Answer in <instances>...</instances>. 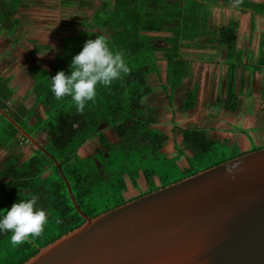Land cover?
<instances>
[{
    "label": "trees",
    "instance_id": "trees-1",
    "mask_svg": "<svg viewBox=\"0 0 264 264\" xmlns=\"http://www.w3.org/2000/svg\"><path fill=\"white\" fill-rule=\"evenodd\" d=\"M187 2L189 0H116L113 12L108 14L110 1H105L84 23L78 24V32L66 39L64 51L58 55L53 65L49 66L45 60L38 61L30 70L36 81L31 93L48 108V115L46 118L37 117L33 129H29L21 119L27 117V109L20 108L15 119L34 137L45 139L42 145L60 162L77 202L89 216H96L143 195L144 192L129 198L126 195L132 189L130 183L134 188H139L140 184L145 186L140 172L149 185L147 192H150L157 189L155 177L162 182L160 187L168 185L174 181L170 180L171 174H179L175 178L178 181L198 172L191 168L194 167L193 160L198 162L213 153L218 154L215 140L207 132L197 128H180L187 136L186 145L194 157L190 156L192 158L189 159L186 154L178 153L177 157L185 156L189 160L188 168L182 173L183 170L177 163L179 159L172 157L170 159L174 160L170 162L160 158L171 136L155 127L143 115L144 101L154 93L150 76L159 72L157 52H164L168 62L166 77L172 88L179 89L191 74L193 64L191 59L181 53L186 41L205 34L213 35L227 47L228 52L236 50L238 30L235 24L209 29L206 27L207 16L198 18L195 14L200 12L198 7L192 11L193 8ZM27 4L24 0H0V30L9 22L11 28H16L21 23V19L17 17L18 11ZM105 23L110 26L112 34L106 35L100 31ZM146 32L169 35L155 36L156 40L164 42V45H159L153 43L154 40L144 34ZM97 37L104 38L113 52L122 54L129 71L110 86H99L94 102H89L85 110L79 112L71 97L57 99L54 96L50 80L59 71L70 74L72 58L82 50L87 40ZM38 48L40 50L45 47ZM229 68L234 74L237 65L231 64ZM232 74L227 94L220 101L222 107L229 111H235L238 105L236 77L232 78ZM5 86L4 80L0 81V94L4 99V102L0 101V106L8 110L6 101L12 97L13 91ZM196 95L197 89L185 91L179 97L181 109H194ZM2 118L8 128L5 132L11 139H23L28 143V139L14 124L5 117ZM108 128L117 135V141L110 139ZM93 139L99 147L94 154L82 157L79 149ZM221 141L229 143L228 139ZM234 144L232 147L236 149L239 146L238 150H234L231 156L224 151L207 168L245 153L241 151L238 141H234ZM262 147L264 146L253 147V150ZM19 160L15 159L4 175L8 182L4 186L6 191L0 192V214L6 213L21 199L36 197L37 207L48 213L49 223L40 237L30 238L22 245L11 243L10 232L0 233V244L3 246L0 247V252L8 245L14 250L11 258L4 260V264H22L37 254L39 247L46 246L84 222L72 202L59 168L48 154L36 148L34 155L20 167H16ZM152 160L167 168L166 173L159 175L158 170L141 167L140 163ZM37 243L39 247H36Z\"/></svg>",
    "mask_w": 264,
    "mask_h": 264
},
{
    "label": "water",
    "instance_id": "water-1",
    "mask_svg": "<svg viewBox=\"0 0 264 264\" xmlns=\"http://www.w3.org/2000/svg\"><path fill=\"white\" fill-rule=\"evenodd\" d=\"M84 222L22 264H264V147L198 171Z\"/></svg>",
    "mask_w": 264,
    "mask_h": 264
},
{
    "label": "crops",
    "instance_id": "crops-1",
    "mask_svg": "<svg viewBox=\"0 0 264 264\" xmlns=\"http://www.w3.org/2000/svg\"><path fill=\"white\" fill-rule=\"evenodd\" d=\"M24 1L28 4L26 7H21L19 9L17 17L21 19V23L15 28L16 32L13 34L21 37L23 42L16 41L15 36L12 37L11 34L3 31L6 26H10L11 22L0 30V81L4 80L6 84L5 88L13 91L12 97L6 101L8 110H3L15 119L20 108L27 109V117L21 119L23 122L27 123L26 125L29 129H33L37 122V117H47L48 108L37 101V97L31 93L36 81L31 76L30 70L38 61H46L44 55H47V53L56 55L61 54L64 51L66 39L75 35L78 32L79 26H74L73 29H65L66 27H64V25H67V23H63L60 27L57 25L56 30H50V32H44L47 30H43L44 34L39 33L37 31V26L41 25L39 23L44 22L43 18L37 16L32 18L29 17L27 19L29 23L27 24L21 17V12L24 9L34 4L36 5L37 3L32 2V0ZM105 1H110V7L107 13L111 14L114 10L116 0H97L90 15H85L80 23H84L86 18L92 16L95 10ZM85 2V0H59V5H57V7L59 12H63L64 7L70 8L78 5L84 8L86 7ZM187 3H189L188 6L193 8L192 11H195L194 8L196 9L198 7L197 9H199L200 12L195 13L198 18L207 16L205 18L207 28L214 30L224 26L231 27L235 24L238 34L236 50L231 52H228L227 47L213 35L210 36L205 34L204 36H198L195 40L186 41V46L181 49V53L186 58L191 59L193 64L191 74L185 79L184 83L188 85L192 80H196V84L193 83V85L202 88V85H204V87L206 86L209 79H213L215 84L214 87L209 84V99L218 103L223 100L227 94L226 90L232 74L229 67L231 64H236L237 68L234 74H232V78L236 77L235 91L238 94V105L235 111L230 112H237V122L242 123L246 129L250 128L255 123L258 124V128L262 130L258 134L257 131L253 132L255 134L254 138H248L245 134H241L242 137H239V143L243 146L247 140L257 141L260 138L264 140V0H189ZM27 25L30 26L28 31L25 30V26ZM32 30H35V33H31ZM100 31L106 35L113 33L108 23L103 24ZM144 34L150 36V38L154 40V42L153 40L152 42L159 45H164V42L161 39L156 40L155 36L162 37L169 35L168 33L153 32H146ZM38 46H43L45 48L39 50ZM52 46H55L53 50ZM164 56V52H157V66L162 71L161 67L163 66L160 62H163V65L165 64V74L163 71L162 73L166 77L168 62ZM56 59L57 58L48 62L49 66L53 65ZM155 74H157V76ZM159 76L160 74L156 72L151 74L149 79L151 84L152 82H157L155 80H158ZM257 83H259L258 85H262L261 89H258ZM249 84L255 87L253 93H247V95L243 96L245 98H241L238 86ZM219 87H221L220 90H218ZM202 94H207L205 88L200 92L197 90L196 97L198 98ZM32 98L34 99L30 101ZM1 100L4 102L0 94V101ZM0 108L2 107L0 106ZM221 108L225 109L224 107ZM145 109H149L148 111H151V113L155 115L149 101L144 103L143 112ZM2 116L5 117L0 112V133H2L0 135V192L6 191L4 186L8 182V178L4 175H6L5 173H7V170L14 163L15 159H20L15 165L16 167H20L34 155L35 149L38 148L29 139L28 143L24 142L23 139H11L7 132H5L8 128ZM208 118L210 117L206 116L201 118L199 124L210 127V125H207ZM148 119L149 121L151 120L150 118ZM15 121L17 120L15 119ZM218 128V126H215L211 129L212 135L217 139L225 140L234 137H232L233 134H230V138L229 136H225L224 133L226 131H218ZM35 138L38 142H42L41 144L45 142L43 137L36 136ZM236 139L238 138L236 137ZM84 145L78 151L81 156V149ZM143 176V174L140 175V178L142 179Z\"/></svg>",
    "mask_w": 264,
    "mask_h": 264
},
{
    "label": "rangeland",
    "instance_id": "rangeland-1",
    "mask_svg": "<svg viewBox=\"0 0 264 264\" xmlns=\"http://www.w3.org/2000/svg\"><path fill=\"white\" fill-rule=\"evenodd\" d=\"M85 1H86L85 2L86 7L84 8L78 5L70 7V8L64 7L63 8L64 11L59 12V9L57 7V5H59V0H32V2H36L37 3L36 5L38 6L34 4L35 6L32 5L29 8L24 9L21 12V17H22V20L24 22L26 21L27 24L29 23L27 22V19L29 17L32 18V17L37 16L39 18H43L44 22L39 23L41 25L37 26L38 27L37 31L43 34L44 32H50V30H56L57 25H59L60 27L61 25H63V23H67V25H64V27H66L65 29L67 28L73 29L74 26L78 25V23L80 24L82 18L85 17V15L86 16L90 15V12H92V10L94 9V4L97 2V0H85ZM27 26H25L26 31L30 29V26L29 25ZM10 27L11 26H6L3 31H6L7 33L11 34L12 37H14L15 35L13 34L16 32V29L10 28ZM43 30H47V31L43 32ZM34 31L32 30L31 33H35ZM15 37H16V41L23 42L21 37H18V36H15ZM44 56L43 57L46 59L47 62H51L55 58H58V55L50 54V53H47V55H44ZM196 59L201 60L199 58H196ZM160 64L163 66L161 68H162L163 73L165 74V64L163 65V62L162 63L160 62ZM162 71L159 69L158 73L160 74L159 76L160 78L158 77V80H155L157 82H152L154 93L151 94L149 98L145 99L144 101V103L149 101L151 108L155 112V115H153L151 111H148L149 109H145V111L143 112V115H144V118L147 120H149L148 118H150L155 127L170 134L171 140L168 142V145L166 146L167 150L166 152H163V154H160V158L165 159L166 161H170V162H173L174 159H170L173 156L179 159L177 163L179 167L183 170L182 173L185 172L186 167L188 168V166H185V165L188 163L189 160H185L187 159L185 158V156L177 157L175 156V153L179 149H182L188 155L191 156L192 152L188 150L187 145H186L187 136H185V134L182 132L180 128H183V129H196L197 128L199 130L202 129L204 132H207L208 134L212 135L211 129L215 126L216 127L218 126L219 127L218 131L220 130L226 131L224 133L225 136H229V138L231 137L230 134H233L232 137L234 136L233 138L228 139L229 143L227 144H224L225 142L213 136L215 139V143H214V145L216 146L215 150L218 151V154L213 153L203 159H200L198 162H195V160H193L192 164L194 165V167L191 166V168H195L198 171L204 170L208 166H210V162L215 161L216 159H219L222 155L221 153H223L224 151H227L228 156H231L234 150H238L239 146L236 149H234L232 146L235 145L234 141L239 142V137H242L241 134H243V131H246L245 135L248 138H251V137L254 138L255 134L253 132L257 131V134H258L260 131H262L261 129L258 128L259 125L255 123L253 126L246 129L242 123L237 122V118H238L237 112L234 113V112L227 111L221 108L222 105L220 102L218 103L216 101L213 102L211 99H209V95H210V93H208L210 89L209 84L213 85L214 87L215 83L213 79H209L208 83H206V86L204 87V85H202V88L200 86L197 87L196 85H193V83L196 84L197 81L192 80L190 84L186 85L184 83L182 88L180 87L178 89V88L171 87V83L168 81L167 77L163 75ZM155 75L157 76V74ZM259 83H257V87L258 89H261L262 85H258ZM238 87L240 89L239 93L241 94L240 96L241 98H245L243 96L247 95V93L249 94L253 93V90L255 89V87L252 84L244 85V86L240 85ZM203 88L206 89L207 94H202L198 98L197 97L195 98L196 106L194 107V109L189 110V111H185L181 109L179 97H181L185 93V91L197 89L200 92ZM220 89L221 87L218 88V90ZM237 91H238V88H237ZM33 99L34 98L30 99V101H32ZM206 116L210 117L208 118V122H207V125L208 126L210 125V127L203 126L204 124H199L201 118L206 117ZM102 128H105V126H102ZM107 133L111 139H114L115 141L116 139L118 140V137L116 136V134L113 132L111 128L107 129ZM1 134L2 133H0V135ZM236 137L238 139H236ZM254 142L261 143V145H258V146H264V140H261V138ZM96 147H98L97 142L94 139L89 140L84 145V147L81 149L82 156L89 155L91 152L95 150ZM251 147H252V141L250 140L245 141V143L243 144V148L245 150H248ZM169 151H171V154L173 153L174 154L173 155L169 154L168 153ZM192 157H189V159ZM140 165L143 169L156 170V171L158 170L159 175L166 173L165 170H167V168H163L162 165L159 166L158 161H155V160L146 161L144 163H140ZM161 167L163 169H161ZM139 174L142 175V172H140ZM171 175L172 176L170 180H174L172 182L177 181L175 180V178H177L179 174L178 175L171 174ZM154 180L156 181V178H154ZM161 183L162 182L160 181V185ZM160 185L155 183V186H157V188H159ZM130 187L132 188L131 191H128L126 194L128 198L133 195L135 196V194H139L140 191L142 190L141 187L134 188L133 185H131ZM1 246L2 245L0 244V247ZM9 246L10 245H8V247ZM8 247L5 246V249L2 252H0V264H4V260L8 257L11 258L10 255H13L14 253L13 252L14 250H12L13 247H9V248Z\"/></svg>",
    "mask_w": 264,
    "mask_h": 264
},
{
    "label": "clouds",
    "instance_id": "clouds-1",
    "mask_svg": "<svg viewBox=\"0 0 264 264\" xmlns=\"http://www.w3.org/2000/svg\"><path fill=\"white\" fill-rule=\"evenodd\" d=\"M128 71L122 54L113 52L104 38L97 37L87 40L72 58L70 74L59 71L51 77L50 89L57 99L71 97L77 111L83 112L89 102H94L99 86H110ZM48 223L49 215L37 207L36 197L21 199L0 214V233L10 232L11 243L22 245L40 237Z\"/></svg>",
    "mask_w": 264,
    "mask_h": 264
},
{
    "label": "flooded vegetation",
    "instance_id": "flooded-vegetation-1",
    "mask_svg": "<svg viewBox=\"0 0 264 264\" xmlns=\"http://www.w3.org/2000/svg\"><path fill=\"white\" fill-rule=\"evenodd\" d=\"M147 120V119H146ZM149 121V120H148ZM151 122H152V120H150ZM167 133V132H166ZM170 135V134H169ZM209 135H211V134H209ZM117 136V135H116ZM214 135H211V137L214 139V137H213ZM110 137V136H109ZM216 138V137H215ZM111 139V138H110ZM111 140H113V141H115L114 139H111ZM215 140V139H214ZM116 141H117V139H116ZM87 143V142H86ZM258 145H261V143H257V142H254V141H252V147L250 148V149H248V150H245L244 148H243V146L240 144V148H241V151H245V153H246V151L247 152H249V151H252L253 150V147H259ZM98 147H99V145H98ZM187 148H188V146H187ZM96 149H97V147L95 148V150L93 151V152H91L89 155H86V157L87 156H90V155H92V154H94L95 153V151H96ZM166 148H164L163 149V152H166ZM188 150L190 151V149L188 148ZM179 152H182L183 154H186V156H189L190 157V155H188L185 151H183L182 149H179L176 153H175V156H177L178 155V153ZM169 154H171V151H169L168 152ZM174 154V153H173ZM173 154H171V155H173ZM192 156V155H191ZM174 157V156H173ZM172 158V157H171ZM185 160H188V158L187 159H185ZM187 162V161H186ZM185 166H188V163L185 165ZM144 178V179H143ZM143 180H144V183H146L145 184V186H143L142 187V185L140 184V187L142 188V190L140 191L141 193H143L144 192V194L145 193H148L147 191H148V188H149V185L147 184V182H146V180H145V177L143 176ZM156 178V181H155V183L156 184H158V185H160V180H159V178L158 177H155ZM142 180V181H143ZM157 180H158V182H157ZM139 187V186H138ZM36 247H39V243H37V245H36Z\"/></svg>",
    "mask_w": 264,
    "mask_h": 264
}]
</instances>
